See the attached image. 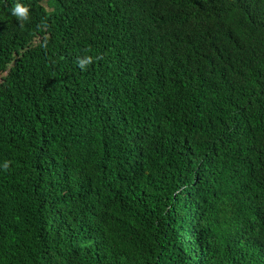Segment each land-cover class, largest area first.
<instances>
[{
	"label": "trees",
	"instance_id": "obj_1",
	"mask_svg": "<svg viewBox=\"0 0 264 264\" xmlns=\"http://www.w3.org/2000/svg\"><path fill=\"white\" fill-rule=\"evenodd\" d=\"M25 2L0 0V264H264V0Z\"/></svg>",
	"mask_w": 264,
	"mask_h": 264
},
{
	"label": "clouds",
	"instance_id": "obj_2",
	"mask_svg": "<svg viewBox=\"0 0 264 264\" xmlns=\"http://www.w3.org/2000/svg\"><path fill=\"white\" fill-rule=\"evenodd\" d=\"M10 12L20 22L21 26L30 20V5L26 3L25 0H13ZM95 59L93 55L85 53L83 56L77 57L76 63L83 71L86 70ZM4 166L7 167V164Z\"/></svg>",
	"mask_w": 264,
	"mask_h": 264
}]
</instances>
